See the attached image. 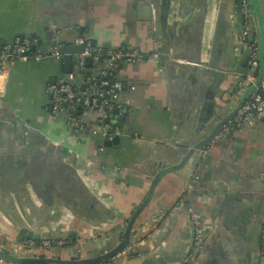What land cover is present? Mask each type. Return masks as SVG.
Masks as SVG:
<instances>
[{"label": "crops", "instance_id": "0c3cea01", "mask_svg": "<svg viewBox=\"0 0 264 264\" xmlns=\"http://www.w3.org/2000/svg\"><path fill=\"white\" fill-rule=\"evenodd\" d=\"M153 1L0 0V47L17 36L35 35L46 51L52 43L46 27L51 36L60 30L67 45L75 43L82 27V35L97 44L137 48L147 57L119 69L125 85L120 100L132 108L121 126L132 139L129 146L108 151L91 131L96 115L89 114L86 129L74 135L63 117L51 113L48 86L63 75L61 60L16 61L0 74V250L5 258L0 264L93 259L113 252L146 197L157 163H178L183 149L205 136L199 119L206 104L214 105L208 130L239 105L241 95L235 92L243 78L241 49L234 44L239 24L231 14L234 0H170L164 19L161 1ZM153 51L168 58L155 61ZM198 61H210L211 69L226 75L215 91L209 72L189 66ZM203 150L201 161L191 155L181 169L159 178L129 242L117 251L116 264H180L192 228L185 207L172 208L184 199L209 225L189 264H259L264 123L211 141ZM233 186L240 202L229 197ZM235 204L246 222L235 218ZM22 233L70 242L30 248L21 245Z\"/></svg>", "mask_w": 264, "mask_h": 264}, {"label": "built area", "instance_id": "2783aa9c", "mask_svg": "<svg viewBox=\"0 0 264 264\" xmlns=\"http://www.w3.org/2000/svg\"><path fill=\"white\" fill-rule=\"evenodd\" d=\"M262 1L264 3V0ZM239 2L242 7L243 29L238 34V40L244 43L251 32L249 24L251 13L247 0H239ZM51 41V46L46 51L40 48L39 38L35 35L17 36L12 41L4 43L0 47V74L16 61L61 60L63 54L60 49L67 46V44L61 39L60 30L53 32ZM75 44H82L84 48L82 52L75 55L71 71L48 86L51 96V113L63 117L72 134L78 135L87 127V123L83 121L82 116L87 111L93 110L99 113L97 124L91 129L93 134L99 135L101 139L105 140L124 135L125 129L117 124L125 106L120 100V94L125 85L118 77V72L122 63H135L143 59L145 55L137 48L127 49L124 46L103 52L100 44L93 43L83 35L77 37ZM250 48L252 52L247 62L248 73L244 75L236 89L235 95L237 96L242 95L244 90L254 82V76L259 69L257 36L250 41ZM150 57L157 61L159 52L153 51ZM133 88V86H130V89ZM131 112L132 108L127 107L126 114ZM257 122L264 123V71L260 81L254 85L249 97L237 109L235 114L221 126L220 130L214 135L212 142L222 141L232 134L253 127ZM134 140L138 142L142 138L135 136ZM204 151L201 150L202 153ZM181 206L185 207L192 228V239L186 248V256L180 262V264H187L192 260L194 254L203 247L209 225L203 213L195 209L186 199L175 204L172 208L173 212ZM69 242L65 239H39L33 237L21 239V245L44 249L61 247ZM118 255L115 254L107 261L90 264H116ZM258 258L259 264H264V217L259 239ZM3 262H5V258L0 256V263Z\"/></svg>", "mask_w": 264, "mask_h": 264}, {"label": "water", "instance_id": "95a60500", "mask_svg": "<svg viewBox=\"0 0 264 264\" xmlns=\"http://www.w3.org/2000/svg\"><path fill=\"white\" fill-rule=\"evenodd\" d=\"M160 1L162 4V12H163L162 18L164 19L165 13L168 10V2L170 0H160ZM247 2L249 4V9H250V13H251V17H250V21H249V24L251 27V32H250V36L247 38V41L244 43L240 42L238 40V34L243 29L242 7H241L239 0H234L232 7H231V14L236 16L238 18V21H239L237 31L235 32L234 44L237 48L241 49V51H240L241 52V60L239 63L240 67L238 68V72L241 73V76L243 78L244 75H246L248 73L247 62H248L249 56L252 52V49L250 48V41H252L254 39V37L257 36V38H258V61H259V69H258L257 79H255V81L252 84H250L244 90L243 94L241 95L239 105L233 110L231 115L229 117L219 121L218 124L216 126L215 125L212 126L210 130H208V127H210L213 124V121L212 120L210 121L209 118L212 115V107L214 105H213V102L206 104L207 111L199 119V121L201 122V126H200L201 134H205V136L202 138V140L199 142L192 143L191 145L186 147V149H183L184 155L178 163L169 164L166 161H162V162L157 163L159 170L157 171V173L155 174V176L153 177V179L149 185L145 199L140 203V205L135 209V211L131 215V217H130V219H129V221H128L125 229H124V233H123L124 236L122 239V244L118 248L114 249V251L109 253L108 255H105L102 257H96L93 259H82L81 257H77V259L72 260V261L51 259V260H47V261H43V262L36 260V259H20V261H19L20 263H25V264H44V263L90 264V263H95V262H99V261L109 260L112 256H114L117 253V251L122 249L124 243L129 242V239H130L132 233L134 232L133 228H134L135 218L138 216L140 211L146 206V204L152 198L155 186H156L159 178L164 173L177 171V170L181 169L186 164L187 159L191 155L196 154L199 161H201L203 159V155H202L201 150L210 145L214 135L220 130L221 126L235 114L237 109L249 97L250 93L254 89V85L260 81L261 76H262L263 71H264V3L262 0H247ZM151 3H154V1L151 0ZM68 25H71V23H68ZM45 30H46L45 36L47 39H49L51 37V33L47 27ZM82 34H83V30L81 27L79 35H82ZM40 44H41V41H40ZM101 46L103 48V52H105V51H107V49L111 48L110 43H103ZM83 48L84 47L82 44L73 43V44H68L64 48L60 49L61 53L63 54V57L61 59L62 68H63V70H62L63 75L66 73H69L71 71L73 63L75 61V55L82 52ZM116 48H118V47H113V49H116ZM144 58L146 59L147 57H144ZM167 58H168V55L166 53H160L158 60L160 63H162ZM176 60L178 61L180 59H176ZM180 61L182 63L184 60L181 59ZM122 65H123V63H122ZM189 66L203 67L204 69H202V70H204V72H209L213 76L212 77V83H214V85H213L214 91L216 90V88L222 83V81L226 77V75H224V73L222 71H217V70L211 69L212 67H214V65L210 61L203 62V63H200L198 61V62H196V65L189 64ZM191 68H193V67H191ZM225 69L229 70V68H225ZM55 81L56 80L53 79V80H51V83H54ZM209 93H210L209 96L213 99V97H214L212 94L213 90H212V92H209ZM50 99H51V96H50ZM205 109L206 108H204V110ZM122 112H123V114L120 115V117L117 121V124H119V125H124L126 112H127V106H124ZM89 114L96 115L97 117L99 116L98 112L90 110V111H87L82 116L84 121ZM93 127H95V125H93ZM131 139H132L131 134H129L125 130L124 135L114 136L110 140L102 139L101 141H99L98 144H99V146H103L104 149L108 151V149L112 146H129ZM262 179L264 180V173L262 175ZM228 191H230L229 197L232 198L233 202L237 203V202L241 201L240 195L238 194L239 190L237 187H234V186L232 188L229 187ZM235 206L236 207L233 208L235 211V214H234L235 218H241V220L243 222H246V218L244 217L245 215L243 214V212H241V207L239 208L238 204H235ZM260 213L264 214V200H262V203H261ZM204 218H205V216H204ZM22 236L33 237V236L26 234V233H22ZM39 239H45V238H39ZM0 256L4 257L1 250H0Z\"/></svg>", "mask_w": 264, "mask_h": 264}, {"label": "flooded vegetation", "instance_id": "af4514ba", "mask_svg": "<svg viewBox=\"0 0 264 264\" xmlns=\"http://www.w3.org/2000/svg\"><path fill=\"white\" fill-rule=\"evenodd\" d=\"M259 239H260V236L258 238V248H259ZM257 251H258V249H257ZM257 256H258V252H257ZM258 263H259V258H258Z\"/></svg>", "mask_w": 264, "mask_h": 264}, {"label": "trees", "instance_id": "16d2710c", "mask_svg": "<svg viewBox=\"0 0 264 264\" xmlns=\"http://www.w3.org/2000/svg\"><path fill=\"white\" fill-rule=\"evenodd\" d=\"M79 31H80V29H79ZM93 43H95L94 41H92Z\"/></svg>", "mask_w": 264, "mask_h": 264}, {"label": "rangeland", "instance_id": "374dc122", "mask_svg": "<svg viewBox=\"0 0 264 264\" xmlns=\"http://www.w3.org/2000/svg\"><path fill=\"white\" fill-rule=\"evenodd\" d=\"M218 142V141H217Z\"/></svg>", "mask_w": 264, "mask_h": 264}]
</instances>
